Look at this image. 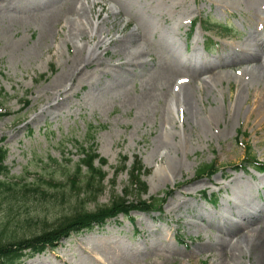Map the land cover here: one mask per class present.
Masks as SVG:
<instances>
[{"label":"rangeland","instance_id":"rangeland-1","mask_svg":"<svg viewBox=\"0 0 264 264\" xmlns=\"http://www.w3.org/2000/svg\"><path fill=\"white\" fill-rule=\"evenodd\" d=\"M263 17L264 0H0V181L47 194L1 202L0 242L111 204L136 158L138 198L165 199L160 212L120 215L21 264H264V174L247 164L264 165V57L231 66L259 55ZM90 147L107 163L93 199L64 177ZM209 164L217 173L196 178Z\"/></svg>","mask_w":264,"mask_h":264},{"label":"trees","instance_id":"trees-1","mask_svg":"<svg viewBox=\"0 0 264 264\" xmlns=\"http://www.w3.org/2000/svg\"><path fill=\"white\" fill-rule=\"evenodd\" d=\"M219 34H227L228 32L224 27L216 29ZM2 115H0V119ZM89 141H93V138L88 136ZM248 152L250 149L247 148ZM81 157L77 164L73 167L72 174H64L65 180H67L70 186L69 192L72 194L75 192L76 196L80 194L88 195L90 198L95 197L103 190V181L106 173L103 172L102 167L105 166L106 160L100 158L93 150V147L89 149H80ZM6 150L0 147V175L7 174L4 161L6 158ZM248 155V154H247ZM98 161L99 165L95 166V161ZM249 167L256 171L264 172V165H260L249 159ZM125 159L121 162L120 171L126 169L124 165ZM115 171V176L117 174ZM85 174V179L81 182V174ZM217 173V169L214 164L204 165L200 167L196 172L197 178L211 177ZM143 174V167L140 160L136 159L133 162L132 167L128 170L129 187L126 192H123L122 197H118L113 200L111 204L99 208L92 212L84 211L72 207V212L69 216L63 217L49 228L44 227L40 233L29 237L22 238L14 241L0 242V264H21L23 257H33L36 254L43 253L46 249L55 248L62 240L67 239L72 234H78L83 231L91 230L94 227H102L108 220L117 218L122 215L128 217L131 212H152L160 211L163 206L164 200L158 201L155 198H151L149 201H140L141 193H145V185L139 181L140 176ZM50 190L57 189L56 185H62L63 183H56L53 179H49L44 183ZM131 186H135L134 189ZM42 186L38 184H27L23 181L19 184L7 183L0 181V204L1 202L12 203L19 201H27L29 199H44L47 194ZM129 194L135 193L136 202H129L126 198ZM93 199V198H92ZM80 202V200H78ZM82 201V200H81ZM83 202V201H82ZM12 204L8 206L7 211L10 212ZM45 226V225H44Z\"/></svg>","mask_w":264,"mask_h":264},{"label":"bare ground","instance_id":"bare-ground-1","mask_svg":"<svg viewBox=\"0 0 264 264\" xmlns=\"http://www.w3.org/2000/svg\"><path fill=\"white\" fill-rule=\"evenodd\" d=\"M54 14H56V12H52L50 15L47 16L46 19L48 21H51L50 19L54 18V17H51V16H53ZM263 20H264V17L262 18V21H261L262 23L264 22ZM100 43H101V41H100ZM254 46H256V48L259 50V55H257L256 53H250L251 52L250 49H248V50L244 49L247 52L248 57L247 58L243 57L242 59H234L232 64H231V66H238V65H241V64H251V63L252 64H256V63H260L261 64L262 63V61H261L262 59L261 58L264 57V42L256 41ZM244 50H240L241 52H239V50L238 49L236 50V48H235V49L230 50L229 53L231 55H235L236 52L237 53H245ZM223 64L225 65V63H222L221 65L223 66ZM168 74H170V73L168 72ZM179 93H180V91H179ZM180 105L181 104H179V106L177 105L176 107L178 108V107H180ZM177 111H178V109H177ZM256 112H257V115L259 117L264 118V94L259 99L258 107L256 109ZM257 251H259L258 247H257ZM257 253H259V252H257Z\"/></svg>","mask_w":264,"mask_h":264}]
</instances>
